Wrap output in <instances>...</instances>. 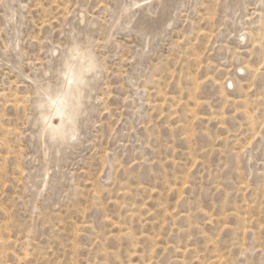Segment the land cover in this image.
Instances as JSON below:
<instances>
[{
  "label": "rangeland",
  "instance_id": "rangeland-1",
  "mask_svg": "<svg viewBox=\"0 0 264 264\" xmlns=\"http://www.w3.org/2000/svg\"><path fill=\"white\" fill-rule=\"evenodd\" d=\"M0 264H264V0H0Z\"/></svg>",
  "mask_w": 264,
  "mask_h": 264
},
{
  "label": "bare ground",
  "instance_id": "bare-ground-1",
  "mask_svg": "<svg viewBox=\"0 0 264 264\" xmlns=\"http://www.w3.org/2000/svg\"><path fill=\"white\" fill-rule=\"evenodd\" d=\"M74 55L75 56H79L78 53L74 54ZM75 61H76V59H75ZM69 72H70V74L68 73L69 75L67 76V84H66V87H65L66 88L65 98H63V99L57 98V100L54 99V101H52V110H51L52 111L51 112L52 116H51V119L48 120V122L50 123L49 125H53L55 127L56 134L58 136H61V137L65 136V129H64L63 126L65 125L66 121H68V119L72 118V113H71L72 109L70 110V108H69V105H70L69 104V94L67 92H69V88L71 87L70 82L72 80L76 79V75H75V72H74L73 68H70ZM230 85L233 86V83L231 82ZM80 99H81V90L79 91V97L77 98L78 104H79V100ZM73 105H75V104L73 103ZM48 111L50 112V110H48ZM47 118H48V115H47ZM55 118H57V119H55ZM45 120H47V119H45ZM71 127H72L71 137H74V136H76L77 132H76V129L73 128V125H71Z\"/></svg>",
  "mask_w": 264,
  "mask_h": 264
}]
</instances>
